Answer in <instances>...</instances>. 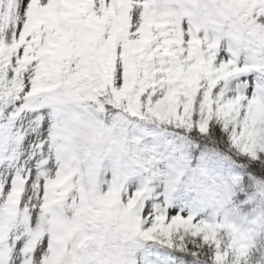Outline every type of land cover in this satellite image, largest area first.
Returning a JSON list of instances; mask_svg holds the SVG:
<instances>
[{"label":"snow or ice","instance_id":"1","mask_svg":"<svg viewBox=\"0 0 264 264\" xmlns=\"http://www.w3.org/2000/svg\"><path fill=\"white\" fill-rule=\"evenodd\" d=\"M78 2L0 0V264H58L53 235L79 248L113 223L131 264H264V0H248L251 28L233 38L185 32L200 10L180 6L164 13L188 20L179 35L137 9L124 41L82 27ZM80 92L131 145L127 164L101 155L88 178L100 208L61 168Z\"/></svg>","mask_w":264,"mask_h":264},{"label":"rangeland","instance_id":"2","mask_svg":"<svg viewBox=\"0 0 264 264\" xmlns=\"http://www.w3.org/2000/svg\"><path fill=\"white\" fill-rule=\"evenodd\" d=\"M175 1L176 0H166V5L169 6L170 10H172L173 6L174 7L176 6ZM182 1L187 2L188 5L186 6V8L189 9L190 11L194 9L200 10L199 15H193L192 20H191V28L185 29V32L196 34V35H199L201 33L215 35L216 33L219 32L225 38H233L237 34L234 31H230L227 27H222V28L217 27L218 24L215 22L216 16L215 15L212 16L209 13L204 12V10L206 9V6H204L203 9H201L199 6L200 0H191V2L190 0H182ZM149 3H150V0H127L124 3H123V0L122 2L121 0H81V5L83 6L81 7L82 12L80 13L81 26L84 27L88 25V23H92V25H94L97 29L103 28L106 17L110 14V11L113 10L114 14H116L118 11V8L120 9L128 8L129 27H134L140 23V21L133 20V16L136 13L137 9L140 10L141 19L145 23L151 22L150 19H148L149 11H150V9H148ZM63 13L64 11L62 12V14ZM68 14L70 13L69 11L66 10L64 16ZM163 17L165 20L164 22L162 19ZM167 18L168 20H166ZM173 19H174L173 17L166 15V14L158 15L157 18H155V20L157 21H154V22L161 24L164 28L167 26L169 31L175 30V27L178 26L179 23L180 25L182 23L184 25L188 24L187 19H185L182 22L179 19H176L178 24H176L175 21L173 22ZM171 24H174V27ZM115 27H116V21L113 27H109L107 30H104V31L110 32L112 34L113 39H114L113 34L116 33ZM180 33H181V29H180ZM0 45H2V41H0ZM252 47L249 44H244L239 50L240 56L242 60L246 58L249 61V63H256L258 62L261 53L257 50H254V49L252 50ZM69 108L73 112H77L80 116H82L83 119H86L85 117H86L87 111L84 110V107L80 105H76V106L69 105ZM74 119H75L74 116L69 114L67 121L70 123ZM86 140L87 139H84V143H82V139L79 136V131L77 129H75L74 135L69 134V129H64L62 142L60 144L61 168L63 172L67 173V170H69L73 166L74 158H77V159H81V158L87 159L88 158L86 156L87 152L85 151L87 141H88ZM84 144H85V147H84ZM80 145H83V146L79 148ZM51 173H52V177L54 178L56 169L53 168L51 170ZM72 187L78 188L79 192H81L80 186L78 187L76 184H73ZM70 198L71 196L69 195V199ZM65 238L68 239L69 237H65ZM56 245H62V244L58 240V237H56V235H53L52 249L57 255H59L61 254V250L58 249ZM64 245L66 249V258H68L70 255V244L67 243ZM54 247H56V249H54Z\"/></svg>","mask_w":264,"mask_h":264},{"label":"trees","instance_id":"3","mask_svg":"<svg viewBox=\"0 0 264 264\" xmlns=\"http://www.w3.org/2000/svg\"><path fill=\"white\" fill-rule=\"evenodd\" d=\"M5 3H7V0H5ZM230 11L231 13L234 15L231 19L237 24V25H241L244 26L245 28H251V24L249 21V15L248 12L246 11V9H242L241 7L237 6V4L232 3L231 7H230ZM230 21V20H229ZM224 23L226 24L227 22L224 21ZM127 25V20L126 17L123 16L122 21H121V31L118 34V38L121 41L127 40L128 38V29L126 27ZM174 27V26H173ZM167 31V28H165ZM178 29V27H177ZM108 56L110 59H114L115 58V54H114V50H109L108 52ZM75 96H78L81 99V102L83 103V101L87 102V98H86V94L83 92L78 93V95L76 94ZM98 118L100 119L101 117L99 115H97ZM84 125V124H83ZM99 127V125H97V128ZM96 129V128H95ZM93 140V144L90 148V159L95 158V161L97 159H99L101 157V155L105 154L107 151L111 150L112 148L116 147L117 145H119L120 143H122L123 141L126 143V149L128 148L129 145V139L124 135L123 131L121 130V128L119 127H113L112 125L108 124L107 122L105 123L104 126L99 127L97 131L94 132L93 136L90 137ZM92 163H89L87 165V167L89 168L91 166ZM115 226V227H119L117 232L118 234L116 235L114 234H109V238H111L113 235H116L118 237V239H122L125 238L130 241L129 237L127 236L124 228L118 224H109L108 228L106 229V232H109L110 227ZM125 233V234H123ZM123 234V235H121ZM112 239V238H111ZM110 244V245H109ZM103 254L102 257L104 262H110V263H115L116 264H131V260L129 262L124 261V260H120L117 259L114 255L117 254V256H119L121 254V250H114V245L111 244V242H107L104 241L103 242ZM112 252V255L107 256L105 252ZM113 256V257H112ZM114 258V259H112Z\"/></svg>","mask_w":264,"mask_h":264},{"label":"clouds","instance_id":"4","mask_svg":"<svg viewBox=\"0 0 264 264\" xmlns=\"http://www.w3.org/2000/svg\"><path fill=\"white\" fill-rule=\"evenodd\" d=\"M128 147H131V145H128ZM187 195H189L193 200H200L206 199L208 194L201 185L193 184L190 191L187 192Z\"/></svg>","mask_w":264,"mask_h":264}]
</instances>
